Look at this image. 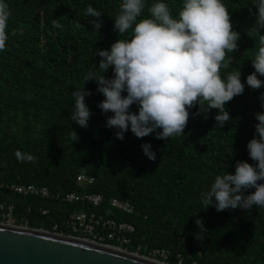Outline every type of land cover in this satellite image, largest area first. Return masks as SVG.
I'll list each match as a JSON object with an SVG mask.
<instances>
[{
  "label": "trees",
  "instance_id": "1",
  "mask_svg": "<svg viewBox=\"0 0 264 264\" xmlns=\"http://www.w3.org/2000/svg\"><path fill=\"white\" fill-rule=\"evenodd\" d=\"M28 183L103 200L0 187L16 224L94 210L169 264H264V0H0V184Z\"/></svg>",
  "mask_w": 264,
  "mask_h": 264
},
{
  "label": "water",
  "instance_id": "2",
  "mask_svg": "<svg viewBox=\"0 0 264 264\" xmlns=\"http://www.w3.org/2000/svg\"><path fill=\"white\" fill-rule=\"evenodd\" d=\"M0 264H169L43 228L0 222Z\"/></svg>",
  "mask_w": 264,
  "mask_h": 264
},
{
  "label": "built area",
  "instance_id": "3",
  "mask_svg": "<svg viewBox=\"0 0 264 264\" xmlns=\"http://www.w3.org/2000/svg\"><path fill=\"white\" fill-rule=\"evenodd\" d=\"M76 180L81 185H90L93 182V177L83 172L76 175ZM1 188L11 190L23 195H37L40 197H54L64 202H86L92 207H97L101 204L103 197L99 193L94 192H58L50 191L46 186H36L34 184H0ZM111 207L118 209L125 213H131L133 206L124 200L115 197L108 199ZM13 204L11 202L0 201V222L8 224H16L12 217ZM46 209H42L41 213H46ZM63 225L70 231L67 235L75 236L81 239L98 242L101 244L110 245L119 249H126L130 243V234L133 231L131 223L126 221H116L112 217H107L103 214L97 213L94 210L83 211L73 210L62 221ZM24 225L26 224H19ZM56 224L53 225L51 231L58 232ZM61 233V232H58ZM65 234V233H61ZM139 245L137 249H139ZM137 253V251H132ZM169 252L164 248L152 249L150 251L151 258L165 262ZM158 257V258H156Z\"/></svg>",
  "mask_w": 264,
  "mask_h": 264
}]
</instances>
